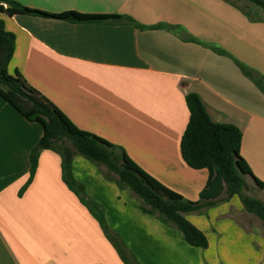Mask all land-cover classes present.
Masks as SVG:
<instances>
[{
	"label": "crops",
	"instance_id": "obj_1",
	"mask_svg": "<svg viewBox=\"0 0 264 264\" xmlns=\"http://www.w3.org/2000/svg\"><path fill=\"white\" fill-rule=\"evenodd\" d=\"M16 1L50 13L126 15L142 26L3 16L16 38L9 74L24 77L80 129L121 146L165 186L197 201L210 173L191 168L181 153L193 92L212 121L242 131L241 155L264 182V91L237 63L264 76V14L251 20L241 10L251 6L246 0ZM43 134L0 97V264H124L63 182L57 153L41 151L19 195ZM73 173L138 264H264L263 224L237 196L187 214L207 236L203 250L143 212L84 157L74 158ZM247 182L254 184L250 176Z\"/></svg>",
	"mask_w": 264,
	"mask_h": 264
},
{
	"label": "trees",
	"instance_id": "obj_2",
	"mask_svg": "<svg viewBox=\"0 0 264 264\" xmlns=\"http://www.w3.org/2000/svg\"><path fill=\"white\" fill-rule=\"evenodd\" d=\"M231 1V0H229ZM251 6L241 10L251 20H263L264 0H246ZM232 2V1H231ZM33 15L66 20L69 22L132 23L142 28L126 15L86 14L78 11L50 13L28 7L16 0H0V97L30 122L39 123L43 136L30 153L29 177L21 188L22 195L32 183L39 164L41 151L51 150L61 158L62 180L87 207L99 222L101 229L124 264H138L127 250L118 234L113 232L106 220L103 208L88 197L83 183L73 173V160L77 155L95 164L108 181L120 189L131 192L141 210L176 229L191 246L206 250L207 236L188 220L189 213H202L205 209L237 196L248 213L257 216L264 227V202L244 194L248 188L264 190V182L251 171L241 155L242 131L235 125L212 121L200 96L190 92L186 95L189 121L181 140V153L193 169H207L209 180L197 201L186 199L171 190L138 165L119 145L92 132L80 129L55 103L33 87L21 75H10L8 66L16 46L15 35L5 26L4 15ZM196 41L193 37H186ZM217 52L223 53L220 49ZM243 73L253 79L264 91V76L238 62ZM253 179V185L247 177ZM225 195V196H224Z\"/></svg>",
	"mask_w": 264,
	"mask_h": 264
},
{
	"label": "rangeland",
	"instance_id": "obj_3",
	"mask_svg": "<svg viewBox=\"0 0 264 264\" xmlns=\"http://www.w3.org/2000/svg\"><path fill=\"white\" fill-rule=\"evenodd\" d=\"M237 2H239L240 4H242V0H237ZM248 5V2L246 1L244 3V6ZM95 165V164H94ZM96 166V165H95ZM97 167V166H96ZM98 168V167H97ZM99 169V168H98ZM264 190H261L260 188H254V187H251V188H248L247 190L244 191V194L245 195H248V196H254V197H257V198H262L264 200V195H263V192ZM225 196V195H224ZM245 211V210H243ZM246 212V211H245ZM247 213V212H246ZM241 218V217H239Z\"/></svg>",
	"mask_w": 264,
	"mask_h": 264
}]
</instances>
